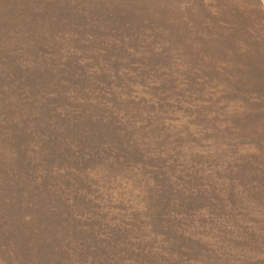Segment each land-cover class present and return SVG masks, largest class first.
<instances>
[{"label": "rangeland", "instance_id": "obj_1", "mask_svg": "<svg viewBox=\"0 0 264 264\" xmlns=\"http://www.w3.org/2000/svg\"><path fill=\"white\" fill-rule=\"evenodd\" d=\"M0 264H264V0H0Z\"/></svg>", "mask_w": 264, "mask_h": 264}]
</instances>
